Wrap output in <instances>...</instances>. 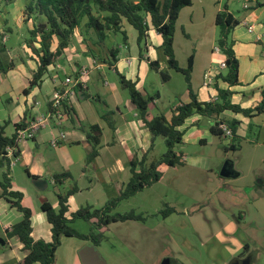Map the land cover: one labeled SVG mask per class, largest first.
<instances>
[{
  "label": "crops",
  "instance_id": "crops-1",
  "mask_svg": "<svg viewBox=\"0 0 264 264\" xmlns=\"http://www.w3.org/2000/svg\"><path fill=\"white\" fill-rule=\"evenodd\" d=\"M201 1H205L201 20L208 28H212V32L202 38H198L199 35H197L192 41L195 31L190 27V22L186 27L183 26L186 17L184 10L192 7L191 0L190 6L179 11L173 34V53L178 67L186 69L188 59L192 56L189 89L182 73L167 70L166 57L161 50V36L152 28L143 41L145 44L143 53L129 52L126 37V43L123 41V46L118 47L119 52L113 67H108L101 62L102 58H106L107 50L100 55L96 47H91L94 52H90L88 44H78L80 49L76 50H70L71 45H69L55 65L47 69L38 86H30L32 74L37 66L35 57L31 52L27 53L26 42L23 46L24 56L21 58L23 60L21 65L15 64L16 59H9V62L14 63L13 69L5 74L0 73L3 82L9 84L4 89L0 87V128L8 138L16 134L17 125L23 123L27 125L49 111L52 92L62 87L63 83L53 82L55 79L52 75L53 68L61 67L63 63L71 73L65 77H71V79L78 76L81 70H86L83 79L85 87H76V96L69 98L65 103L74 112L75 125H72L65 115L60 126L51 123L39 130L33 139L27 140L32 142L34 150L28 147L27 141L17 143L19 155L14 163L10 164V190L21 193V205L31 211V236L34 240L45 242L51 240V226L40 208L44 201H47L54 210H58L57 195H63L75 189V192L67 199L68 214L81 207L89 206L87 202L79 204L76 201V196L80 192L77 181L84 178L87 185L85 190L91 191L96 186L106 189L105 193L103 192L106 204L116 197L117 191L128 182L132 159L140 160L144 155H146V163L156 159L154 149L157 145V137L153 139L139 120L136 107L129 96L121 101L117 98L115 90L104 93V97L99 92H94V96L90 94L87 81L88 74H91L93 70L103 73L104 68H107L119 76L120 81V77L124 76L126 81L134 83L135 88L143 96L153 97V101L147 108L148 120L157 115H163L170 120L175 107L191 102L190 95H193L198 103L205 104L217 98L219 91L229 92V103L241 109H253L264 101V94L261 93L264 88V7L254 9L256 0H244L243 13L240 17H234L225 6L227 12L238 21V25L231 34L232 49L238 62V84L229 86L218 79V76L223 75L225 71L219 69V64L225 61V56L220 51H215V16L220 11V7L211 8L209 4L212 3L211 0ZM216 1L220 2V0ZM198 24L201 27L200 23ZM247 27H252L254 32L249 34ZM124 29L125 23L122 27L123 32ZM2 32H6L5 40H7L10 30L3 28L0 30V33ZM110 36L111 34L108 38ZM78 37L76 40L80 43L81 39ZM180 37L184 38V43ZM188 42L193 43L191 49ZM56 46L57 42L53 40L52 50H55ZM181 46L184 47L183 53L187 55L185 67H182L180 63L184 57L179 52ZM110 48L106 43V49ZM121 49L127 51L125 55L121 56ZM193 51H195L194 55ZM61 59L65 61L61 62ZM153 61L158 62L159 71L168 72L169 80L164 83L160 80V86L168 88L174 99L173 103L162 112L157 107V101L161 98L160 92L149 94L143 86L149 72L160 78L159 72L149 67V63ZM206 71H210L215 76L212 85L208 88L203 86V75ZM101 77L104 78L105 75ZM103 85L106 86L105 83ZM2 89L5 90L3 94L7 95L6 98H2ZM79 93L81 99L78 96ZM40 95L43 101L38 99ZM91 101L102 104V110L98 111ZM43 104L45 108L42 111ZM232 120L240 123L235 133L239 142V149L236 151L228 149L232 138H226L224 135L214 136L211 133V127L216 126L219 121ZM83 124L95 125L100 129L97 156L88 164L85 163V159L90 146L85 134L79 130L81 125L84 128ZM251 125L257 129V134L253 140L247 141V131H250ZM179 131L182 132L180 145L197 148V154L194 157H188L181 152L184 161L163 169L161 179L152 186L164 184L170 192H176L190 200L189 205L183 204L179 209L172 206L171 209L175 211L174 214L180 212L188 217L192 229L190 232L199 242L197 249L189 238L184 237L182 250L176 238V231H140L137 227V231H105L104 238L105 233L112 232L121 234L120 238L123 241L128 238L125 240L127 243L123 245V249L132 253V259L125 264H161V257L168 262L167 264H232L246 257L251 259V264H264V114L248 118L240 113L224 110L218 119L213 120L194 113L185 120ZM60 134L64 137L59 139L56 147H52L50 141L58 139ZM215 143L219 153L223 155H220L221 159L219 158V161L212 165L209 154L205 152L208 145ZM20 145L25 148L23 151ZM79 148L83 151H79ZM228 152L238 157H242V154L247 152L248 166L245 169L235 168L234 164L227 160ZM17 163H22L31 184L33 179L44 180L47 183L46 188L39 190L32 184V191H30L16 185L11 175V168ZM225 164L231 172L230 177L219 175ZM0 172L1 179V168ZM61 174H66L67 177L56 183L54 176ZM49 187H52L54 191L52 197H40L38 193ZM149 188L151 186L145 189ZM33 192H38V195ZM30 195L39 199V207L34 208ZM20 220L21 214L11 208L4 198H1L0 189V240L2 242L0 264H20L26 255L16 237L5 239V231ZM128 222L134 223V221L119 222L108 227H117V224ZM73 224L74 222L69 226ZM76 232L81 235L89 233V231ZM88 245L94 246L76 237H62L55 252V264H83L80 253ZM94 247L104 264H124V262H110L99 251L100 246ZM87 254L90 257L92 252L87 251Z\"/></svg>",
  "mask_w": 264,
  "mask_h": 264
},
{
  "label": "trees",
  "instance_id": "trees-1",
  "mask_svg": "<svg viewBox=\"0 0 264 264\" xmlns=\"http://www.w3.org/2000/svg\"><path fill=\"white\" fill-rule=\"evenodd\" d=\"M16 0H0L4 5H9ZM24 22L32 23V28L28 31L29 38L26 46L35 57L36 71L33 72L30 86H38L43 75L50 66L55 65L64 51L68 48L71 38L78 33L84 42H91L99 47L100 52L107 50L106 58L101 62L108 67H113L118 56V48L106 49L105 41L109 34L121 33L123 41L126 43L125 33L122 31L123 23L128 24L137 32V44H140L147 37V32L152 28L162 39L161 50L166 57L167 70L182 73L190 88V73L192 69V56L188 59L186 69H180L173 53V34L175 23L179 11L191 5V0H24ZM264 7V0H256L254 9ZM238 25V21L232 17L224 8L215 16V27L217 35L215 39L216 47L225 56L224 74L218 79L229 86L238 84V62L235 58L231 40V34ZM3 35L0 33V38ZM56 40L57 46L52 50V42ZM86 44V43H85ZM0 39V73L5 74L13 69L14 63H4L1 53L4 51ZM93 56V55H92ZM94 57V56H93ZM151 70L159 72L161 82L169 80L167 71H159L157 61L149 63ZM77 78V76H75ZM121 78L122 85L128 89L129 97L135 105L139 120L147 128L152 138L161 137L164 141L165 152L160 158L146 163V155L140 160L132 159L130 162V178L128 182L117 191L116 197L108 201L101 209H93L84 206L68 214L67 199L75 192V189L66 194H58V210H54L51 205L44 201L40 206L45 214L48 224L51 226V240L45 242L34 240L31 236V211L21 205L22 194L10 190V164L11 159L7 157V149H14L12 158L19 155L16 135L8 138L0 128V168L2 169L0 179L1 198L21 214V220L5 231V239L16 237L26 252L20 264H55V252L60 245L62 237H76L88 241L94 246H99L104 239V232L108 226L114 223L127 221H142L143 218L133 212L118 214L112 213L118 203L128 200L143 189L159 182L163 169L173 167L181 163V154L176 152V148L181 144L182 132L179 128L185 120L196 113L202 117L216 120L224 110H231L251 118L254 115L264 114V101L253 109H241L229 103V92L219 91L217 101H210L200 104L193 95H190L191 102L180 105L172 110L170 120L163 115H157L148 120L147 108L153 101V97L143 96L136 88L135 84ZM81 91V90H80ZM264 94V88L261 91ZM64 112L70 123L75 125L74 112L71 107L63 106ZM239 121H219L216 126L211 127L214 136H223L220 126L227 127L232 133V140L228 149L236 151L239 149L238 138L235 133L239 126ZM28 125V124H27ZM26 123L16 126L15 133L25 128ZM79 130L86 136V141L90 150L86 153L85 163L88 164L97 156L99 145L100 129L92 125L79 127ZM66 174L54 176L55 182H60L66 178ZM164 216L172 214L173 209L164 210ZM77 220L84 221L91 225V230L87 235L78 234L69 224ZM247 246H245L246 248Z\"/></svg>",
  "mask_w": 264,
  "mask_h": 264
},
{
  "label": "rangeland",
  "instance_id": "rangeland-1",
  "mask_svg": "<svg viewBox=\"0 0 264 264\" xmlns=\"http://www.w3.org/2000/svg\"><path fill=\"white\" fill-rule=\"evenodd\" d=\"M212 3L210 4V7H220V11H223L225 6L228 8L230 13L233 14L234 17H240L243 13L242 6L245 3L244 0H220V2H217L216 0H211ZM205 1L201 0H192V7L185 8L186 17L184 18L185 24L183 26H187L190 22V27L194 29L195 33L194 37L192 38V41L194 38H196L197 35L198 38H202L206 35H208L210 32H212V28H208L206 25L202 22V8L204 6ZM208 4V3H207ZM24 6L25 1L24 0H16L15 2L4 5L0 2V30L8 28L10 30V33L7 35L6 39V32H2L3 35L1 39V43H3V48L5 49V52L3 51L1 53V59L3 62L9 63V59H16L17 65H21V62L23 60L21 59L24 56V48L26 40L29 38L28 31L32 28V23L30 22H24ZM189 13V14H188ZM193 16V18H192ZM201 27H199V24ZM184 27V28H185ZM179 27L177 26V29ZM5 31V30H4ZM198 31V32H197ZM125 35L127 37V44L129 45V52L135 53L136 51H141V53L144 52L145 44L144 42H141L140 44H137V33L136 31L125 23V29H124ZM178 34L181 36L180 32L178 31ZM216 35H217V29H216ZM78 37V33L71 38L70 42V50L74 49L76 50L78 47V44H88L90 48V52H94L93 48H97V53L101 55L103 53L100 52V49L98 46L93 45L91 42H81L84 37H78L80 40V43L78 40H76ZM181 41L184 43V38H181ZM76 40V41H75ZM190 40V39H189ZM191 41V40H190ZM86 43V44H85ZM109 47H122L123 46V36L121 33H114L111 34L109 38L106 39L105 45ZM193 43L188 42V46L191 49ZM83 46V45H82ZM86 47V46H85ZM93 47V48H91ZM88 48V47H87ZM86 48V49H87ZM80 49V48H78ZM27 53L30 52L29 48H27ZM99 51V52H98ZM214 51V47H213ZM105 52V51H104ZM127 51L121 49L120 53L121 56L125 55ZM179 52L181 55H184L182 61V67H185V64L187 62V55L184 54V47L181 46L179 49ZM192 52V51H191ZM195 54V51L192 53ZM158 56L160 54L158 53ZM61 62H64L65 59H61ZM105 70L103 73L99 71L93 70L91 74H88V81L87 84L90 89V94L94 96V92H99L102 97H104V93L107 94L110 90L117 91V98L119 100L124 101L128 98L129 92L128 89L122 86L121 81L119 79V76H117L112 71L108 70L107 68H104ZM52 75L55 76L54 80L57 82H63L66 78L65 76L67 74H71L67 68V66H64L63 63H61V67L53 68ZM50 70V72L52 71ZM55 71V72H54ZM55 74V75H54ZM125 75V73H123ZM102 75H105V77H101ZM152 72H149L148 77L144 80V87L145 89L151 94L152 92L159 91L161 98L157 101V107L161 112L168 108L170 104L173 103L174 99L169 91L168 88H165L163 86H160V78L157 75ZM124 77V76H122ZM179 78V76H177ZM12 82V81H11ZM103 83L106 84L103 85ZM0 87H3V89L9 85L8 82H3V77L0 76ZM175 85V84H174ZM44 88V87H43ZM97 88V89H96ZM174 88V87H173ZM2 89V90H3ZM1 90V91H2ZM5 90L1 92L3 94ZM8 92V91H7ZM7 95L3 94L2 98H6ZM38 99L40 101L42 100V96H38ZM87 100V99H86ZM92 105H94L98 111L102 110V104L97 103L96 101L92 102ZM45 105L43 104L41 109L44 110ZM84 127H87L86 124H83ZM250 131H247V137L246 140H253L257 134V129L254 128L253 125L250 126ZM254 134V135H253ZM28 147H30L32 150H34V145L31 141H27ZM20 149L23 151L25 148L23 145H20ZM79 151H83L81 148L78 149ZM165 152V145L164 141L161 137H157V145L154 149L155 158L158 159L161 157V155ZM176 152L178 153H184L188 155V157H194L195 154H197V148L195 147H189V146H181L178 145L176 148ZM209 154V158L211 159L212 165L214 163H217L219 161V158L221 159L220 155L222 156V153H219V148L217 144H211L206 147V152ZM234 153L228 152V158L227 160H230L235 168L238 169H245L248 166L249 159H248V153L244 152L242 154V157L235 156ZM226 160L224 161V163ZM11 168L12 172V178L16 185L23 186L24 188L32 191V184L31 181L27 179V175L25 173V168L23 167L22 163L14 164ZM216 169H214L215 171ZM1 173V172H0ZM78 187H79V193L76 196V201L79 202V204H83L84 202H87L89 204V207H92L93 209H101L105 206V198L103 196V192L105 193L106 189H101L99 186H96L95 188H92L91 191L85 190L86 180L79 179L77 181ZM196 189V188H195ZM198 191V189H196ZM36 193V192H33ZM38 193V192H37ZM36 193V194H37ZM40 197H52L54 194L53 188L49 187L47 190L42 191L41 193H38ZM37 194V195H38ZM111 196V195H110ZM31 200L33 201L34 208L35 206L39 207V199L35 198V196H31ZM162 201H165V203ZM190 203V200L183 195H180L176 192H170V190L165 187L164 184H157L154 186H151L149 189H144L141 192H138L135 196L132 198H129L128 200H124L118 203L117 207L114 209L112 213H128L133 212L135 215H139L143 218L142 221H134L128 222L126 224H117L118 226H110L108 227L107 231H137V227L140 229V231H176V238L179 241L180 248L183 250L182 244L184 237L189 238L190 241L195 245L196 249L199 245V242L196 237H194V234H191L190 231H192L189 222L188 217L184 215V213L178 212L177 214H168L164 216V210L173 208L172 206L177 207L179 209L183 204ZM168 203V204H167ZM191 208V206H190ZM192 211V209H191ZM171 215V216H170ZM170 216V218H167ZM167 218V219H165ZM48 227V226H46ZM75 231H90L91 225L84 222V221H76L72 226H70ZM154 229V230H153ZM121 234H118L116 232L112 233H105V238L99 245V251L103 254V256L109 260L110 262L115 263H123L124 264L132 259V253H129L127 249H123V245L127 242L125 240H128L126 238L124 241L120 238ZM182 242V243H181ZM2 243H0L1 245ZM159 251H161L159 249ZM162 256V255H160ZM148 259V258H147ZM161 264L165 261L163 257L160 258ZM11 264V263H10Z\"/></svg>",
  "mask_w": 264,
  "mask_h": 264
},
{
  "label": "built area",
  "instance_id": "built-area-1",
  "mask_svg": "<svg viewBox=\"0 0 264 264\" xmlns=\"http://www.w3.org/2000/svg\"><path fill=\"white\" fill-rule=\"evenodd\" d=\"M247 32L249 34H252L254 32L252 27H247ZM215 51L218 52L219 48L215 47ZM226 68L225 62H222L219 64V69L224 70ZM86 75V70H81L78 73L77 78L71 79V77H66L62 83V87L56 88L53 90L51 99L49 102V111L39 116L38 118H35L32 122H30L25 128L20 129L16 132L15 141L16 144L22 141L31 140L34 138L35 134L39 132V130L47 127L49 124L53 123L57 126H60L61 120L65 117L64 112V105L68 101L69 98H73L76 96V87L84 88V77ZM215 79V76L210 71H206L203 75V86L209 87L212 85L213 81ZM55 83L56 80H53ZM217 101V98H214L212 102ZM223 135L226 138H232L231 131L225 127L220 126ZM64 136L62 134L59 135L58 139H52L50 141V145L52 147H56L58 145L59 139H62ZM7 156L9 158L12 157V153L14 152V149H7ZM14 160L12 158L11 165L14 163ZM184 161V158L181 157V162Z\"/></svg>",
  "mask_w": 264,
  "mask_h": 264
},
{
  "label": "water",
  "instance_id": "water-1",
  "mask_svg": "<svg viewBox=\"0 0 264 264\" xmlns=\"http://www.w3.org/2000/svg\"><path fill=\"white\" fill-rule=\"evenodd\" d=\"M79 95H80V93L78 94V96ZM79 98L81 99V96H79ZM11 159H12V157H11ZM230 174H231V172L229 171V169L226 167V164H225L222 167L219 175L221 177H230ZM32 184L34 185V187L36 189H39V190H43L47 186L46 181L39 180V179H33L32 180ZM0 243H2L1 240H0ZM87 251L92 252V255L90 257H93V258H90L88 256ZM80 257H81V260H82L83 264H104V262L101 261V258L99 256L96 248L94 246H92V245L86 246L84 248V250L80 253ZM167 263H168L167 261H164L162 264H167ZM232 264H251V259L249 257H246V258H243V259H240V260H236Z\"/></svg>",
  "mask_w": 264,
  "mask_h": 264
}]
</instances>
